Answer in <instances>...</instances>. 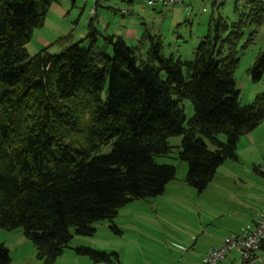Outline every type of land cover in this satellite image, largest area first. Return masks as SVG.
Here are the masks:
<instances>
[{"label": "trees", "instance_id": "16d2710c", "mask_svg": "<svg viewBox=\"0 0 264 264\" xmlns=\"http://www.w3.org/2000/svg\"><path fill=\"white\" fill-rule=\"evenodd\" d=\"M56 1L0 0V227L22 229L43 264L56 263L73 238L71 228L92 235L95 222L113 221L129 202L163 194L177 169L155 156L177 149V158L188 163L187 183L202 193L218 168L236 158L239 138L264 121V93L242 105L235 80L240 52L264 25V0L235 1L239 19L232 23L212 13L192 61L167 56L162 37L146 26L136 46L106 36L108 54L93 19L88 48L66 45L69 33L31 56L27 44ZM54 43L65 48L51 53ZM249 72L255 81L264 79V50ZM185 99L194 108L188 126ZM85 113L82 135L63 133ZM177 135L181 144L171 145ZM77 250L112 262L106 252ZM10 263V249L0 244V264Z\"/></svg>", "mask_w": 264, "mask_h": 264}, {"label": "rangeland", "instance_id": "374dc122", "mask_svg": "<svg viewBox=\"0 0 264 264\" xmlns=\"http://www.w3.org/2000/svg\"><path fill=\"white\" fill-rule=\"evenodd\" d=\"M132 1V6L123 0L102 2L96 6V0H57L50 5L43 26L34 29L27 50L32 56L69 33L72 38L66 45L77 43L81 48H88L91 44V39L87 38L89 23L93 19L98 44L104 45L108 54L113 50L111 44L106 43V36H120L129 45L136 46L146 26L150 32L162 37L167 56L173 54L175 58L192 61L197 46L208 33L212 13H221L229 23L239 19L234 12L236 0H216L214 8V0H189L188 3L193 4L192 11L177 5L152 7L145 0ZM111 7H122L123 12H115ZM128 10L131 11L126 12ZM251 32L250 26L245 28L243 43ZM64 48L65 45L54 43L49 51L60 53ZM263 50L264 25L255 35L254 42L240 52L235 80L242 105L253 103L259 94L264 93V79L255 81L249 72ZM161 76L166 79L165 72H161ZM69 103L82 110L77 101ZM182 106L187 117L185 126H188V120L194 115L193 104L185 99ZM82 115L85 119L80 125L67 127L63 133L72 139L82 135L89 113ZM253 133L256 135L255 146L247 145L249 143L242 136L237 143L236 158L227 159L219 167L215 178L202 193L187 183L188 163L177 158V149L171 156H155L158 162L173 164L177 169L175 179L166 185L164 193L129 202L119 208L113 221L95 222L96 230L92 235H81L71 228L73 238L55 264H187L188 261H197L217 245L223 235L237 231L246 217L249 222L263 209L264 199L252 201L246 192L264 194V176L255 171L264 164V122ZM218 137L224 142L227 138L225 134ZM181 140L180 135L169 138L174 146H179ZM209 146L212 147L210 143ZM114 224L119 231L114 230ZM0 244L10 249V264H43L37 258L33 242L20 228L8 230L0 227ZM81 247L106 252L112 262L96 261L81 254L77 250ZM258 253L264 255V251ZM233 254L238 260L239 254ZM230 262L228 256L224 264Z\"/></svg>", "mask_w": 264, "mask_h": 264}, {"label": "built area", "instance_id": "2783aa9c", "mask_svg": "<svg viewBox=\"0 0 264 264\" xmlns=\"http://www.w3.org/2000/svg\"><path fill=\"white\" fill-rule=\"evenodd\" d=\"M189 0H145L146 4L155 6H181L193 10L192 2ZM239 6H243L248 0H236ZM118 9L123 10L122 7ZM94 11L92 10L91 13ZM258 171L264 174V164L258 167ZM264 245V210L260 213L255 225L245 228L241 232L233 233L226 237L224 243L219 247H214L208 251L204 259L197 264H224L228 256L232 261L230 264H256L264 263L263 257L258 255ZM233 252L239 254L235 257Z\"/></svg>", "mask_w": 264, "mask_h": 264}, {"label": "crops", "instance_id": "0c3cea01", "mask_svg": "<svg viewBox=\"0 0 264 264\" xmlns=\"http://www.w3.org/2000/svg\"><path fill=\"white\" fill-rule=\"evenodd\" d=\"M264 122V121H263ZM263 122H261V123H263ZM260 123V124H261ZM254 132V130L253 131H251L250 133H248V134H244V135H242L243 136V139H244V141H246V143H249V144H247V145H249L250 147H254L255 146V144H256V140H255V137H256V135H255V133H253ZM241 136V137H242ZM240 137V138H241ZM240 138H239V140H240ZM235 159V158H234ZM257 168V167H256ZM219 169V168H218ZM218 171V170H217ZM255 171L256 172H259V171H257L256 169H255ZM217 174V173H216ZM262 174V173H261ZM263 175V174H262ZM264 176V175H263ZM246 194H247V198L248 199H251L252 201H254L255 199H257V200H259V199H261V198H263L264 199V194H262V192H258V194H256V193H254V192H249V191H247L246 192ZM263 207V209L259 212V214L257 215V217H253L252 218V220H250L249 222H247L248 220H245L244 219V221L242 222L243 223V225H241L240 226V228L239 229H237V231H234V232H232L231 234H233V233H238V232H241L243 229H245V228H251V227H253L254 225H255V223H256V221H257V219L259 218V215H260V213L264 210V206H262ZM246 222H247V224H246ZM245 223V224H244ZM231 234H228V235H223V237L221 238V239H219L218 241V244L217 245H215V246H213V247H211L210 249H212V248H214V247H219V246H221L223 243H224V240L226 239V237H228V236H230ZM209 249V250H210ZM209 250H207V252L206 253H204L203 255H201L200 256V258H198V260L197 261H194V262H187V264H197V263H200L203 259H204V257L206 256V254L208 253V251ZM262 251H264V250H261V252ZM258 255L260 256V257H263V259H264V255L262 256V255H260V253H258ZM232 258L230 257V260H231ZM232 261V260H231ZM178 264H182V263H178ZM256 264H264V263H261V262H257Z\"/></svg>", "mask_w": 264, "mask_h": 264}]
</instances>
